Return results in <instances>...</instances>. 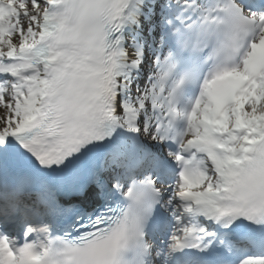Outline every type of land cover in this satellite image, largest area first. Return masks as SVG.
<instances>
[{"label":"snow or ice","instance_id":"obj_1","mask_svg":"<svg viewBox=\"0 0 264 264\" xmlns=\"http://www.w3.org/2000/svg\"><path fill=\"white\" fill-rule=\"evenodd\" d=\"M0 264H264V0H0Z\"/></svg>","mask_w":264,"mask_h":264}]
</instances>
